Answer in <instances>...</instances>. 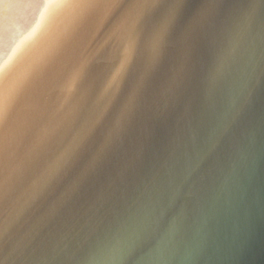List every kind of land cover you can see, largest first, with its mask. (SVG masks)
<instances>
[{
	"label": "water",
	"instance_id": "95a60500",
	"mask_svg": "<svg viewBox=\"0 0 264 264\" xmlns=\"http://www.w3.org/2000/svg\"><path fill=\"white\" fill-rule=\"evenodd\" d=\"M0 264H264V0H0Z\"/></svg>",
	"mask_w": 264,
	"mask_h": 264
},
{
	"label": "snow or ice",
	"instance_id": "6c2138e0",
	"mask_svg": "<svg viewBox=\"0 0 264 264\" xmlns=\"http://www.w3.org/2000/svg\"><path fill=\"white\" fill-rule=\"evenodd\" d=\"M157 5L167 3L169 0H153ZM175 3H179L180 0H174ZM177 11L175 8L170 9L165 15L157 19L156 21V34L152 42V49L154 56L158 57L160 53V49L162 47V37L165 36L172 25L175 23L177 19ZM71 155H66L65 158L61 160V164H66L71 162Z\"/></svg>",
	"mask_w": 264,
	"mask_h": 264
}]
</instances>
